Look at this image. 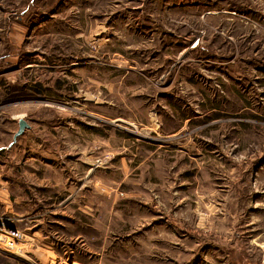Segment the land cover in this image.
Returning a JSON list of instances; mask_svg holds the SVG:
<instances>
[{"label": "rangeland", "instance_id": "374dc122", "mask_svg": "<svg viewBox=\"0 0 264 264\" xmlns=\"http://www.w3.org/2000/svg\"><path fill=\"white\" fill-rule=\"evenodd\" d=\"M0 163V264H264V0H0Z\"/></svg>", "mask_w": 264, "mask_h": 264}, {"label": "crops", "instance_id": "0c3cea01", "mask_svg": "<svg viewBox=\"0 0 264 264\" xmlns=\"http://www.w3.org/2000/svg\"><path fill=\"white\" fill-rule=\"evenodd\" d=\"M6 183L7 181L3 178V172L0 168V205L3 204L2 206L4 207V209H7L11 203V199H10L11 194L6 186ZM1 253H4V252L3 250L0 249V255ZM6 255L8 256L9 254H6Z\"/></svg>", "mask_w": 264, "mask_h": 264}, {"label": "built area", "instance_id": "2783aa9c", "mask_svg": "<svg viewBox=\"0 0 264 264\" xmlns=\"http://www.w3.org/2000/svg\"><path fill=\"white\" fill-rule=\"evenodd\" d=\"M7 233L0 232V246H4V247H11L12 246L13 241L9 239V236ZM53 264H73V263H69L68 261H66L64 259H57L54 261Z\"/></svg>", "mask_w": 264, "mask_h": 264}, {"label": "water", "instance_id": "95a60500", "mask_svg": "<svg viewBox=\"0 0 264 264\" xmlns=\"http://www.w3.org/2000/svg\"><path fill=\"white\" fill-rule=\"evenodd\" d=\"M26 128H29V124H28V122L25 120V119H23V118H20L19 120H18V129H17V131L14 133V135H13V142L17 139V137L18 136H20L23 132H24V130L26 129Z\"/></svg>", "mask_w": 264, "mask_h": 264}]
</instances>
